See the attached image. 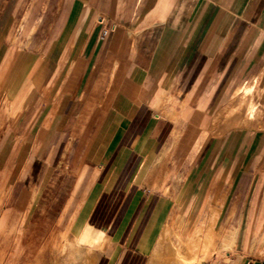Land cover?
<instances>
[{
    "label": "crops",
    "instance_id": "crops-1",
    "mask_svg": "<svg viewBox=\"0 0 264 264\" xmlns=\"http://www.w3.org/2000/svg\"><path fill=\"white\" fill-rule=\"evenodd\" d=\"M245 96L264 114V0H0V244L32 252L87 209L109 256L141 198L134 227L155 238L172 205L156 187L190 213L212 197L240 242L261 236L264 115H223ZM240 242L214 264H264Z\"/></svg>",
    "mask_w": 264,
    "mask_h": 264
},
{
    "label": "bare ground",
    "instance_id": "bare-ground-1",
    "mask_svg": "<svg viewBox=\"0 0 264 264\" xmlns=\"http://www.w3.org/2000/svg\"><path fill=\"white\" fill-rule=\"evenodd\" d=\"M13 40L16 41L15 38H13ZM253 88L252 85L243 89L241 92L245 95L251 92ZM166 95L167 94H165V96ZM159 103L162 105L164 100ZM254 111L255 107H250L248 115L252 116ZM214 130H216L215 123H212L208 130H203L202 136L194 146L188 161H191L195 157L201 149L203 140L208 135L214 134ZM30 151L31 150H29V152ZM152 178L154 180L153 185L157 186L160 180L158 182V177L156 175L152 176ZM180 182L181 181L178 179L176 180V183ZM152 189H161L165 195L171 198L172 205L157 230L154 241L147 254L145 264H209L217 260L227 262L231 255L237 253V245L240 242L238 240L239 226L230 223H228V225L218 224L221 208L210 203L212 197H209L210 199L208 203L206 202L205 208L201 210H191L192 213H190V210L183 208V203L180 201L179 195L175 191L176 188H171V190H169V188L156 187ZM219 204L222 205L221 202H219ZM233 214L234 210H229L227 216L228 221L232 218ZM76 222V218L70 219L67 233L59 235V238L51 242L50 248L53 250L51 254L56 256L54 260L58 262L57 264H97L100 257L103 256L104 253H108L110 242L108 234L109 228L106 226L99 230H95L93 223L87 219L78 224H76ZM20 231L21 228L18 229V237ZM246 240L247 238L244 236L243 240L240 242V246L245 245L246 252H253V250L257 248L264 254V233L261 236L255 237L253 240H249L248 243ZM39 264H41V262Z\"/></svg>",
    "mask_w": 264,
    "mask_h": 264
},
{
    "label": "rangeland",
    "instance_id": "rangeland-1",
    "mask_svg": "<svg viewBox=\"0 0 264 264\" xmlns=\"http://www.w3.org/2000/svg\"><path fill=\"white\" fill-rule=\"evenodd\" d=\"M250 95V94H249ZM258 98L253 97H242L238 102V104L232 109V111L226 113V111L223 113L224 115V121L225 123L231 125L232 122L234 123L235 120H259L263 118V107L258 105L256 107V110L253 112L252 116H249L247 113V110L249 106L256 105L258 102ZM250 103V104H249ZM245 109L246 112L239 111V110ZM217 119V120H216ZM219 118L214 119L215 125L217 124ZM252 124V123H251ZM134 193H130L126 200L129 201V198L132 197ZM142 195V194H141ZM140 193H138L134 201L137 200L138 196H141ZM130 196V197H129ZM143 199H139L138 207L134 209L132 214L130 216L125 217L123 220H120L122 218V215L124 214V209L122 210V215L116 217L115 220H113L112 227L115 228V235L113 239V250L109 256L103 255L98 260L97 264H143L147 254L149 253V249L154 241V238L145 241L142 239L143 234L142 230L144 227V223H140L139 226L135 229L134 224L135 220H137L142 212L140 208L141 201ZM187 210V209H186ZM85 211V212H84ZM132 211V210H131ZM89 213V210L84 209L81 212V217L77 220L76 224L80 223L81 221H84L87 218V215ZM86 215V216H85ZM84 216V217H83ZM44 213L43 210L39 209L37 212V222L44 220ZM118 218V219H117ZM108 222L103 223L99 227H106ZM38 226V236L37 237H43V233L41 232L40 223L37 224ZM60 231H56L53 235L51 234L49 236V239L43 242V244H40L39 241H37L36 244V250L33 248V253L28 252V248H25L24 244H20V242L17 240V235L15 236V240L8 241L4 244H0V264H28V263H37L39 264H57L54 260V257H56L53 253V250L51 247V241L59 238ZM39 240V239H38ZM18 241V242H17ZM18 245V246H17ZM3 254V255H2ZM46 254V255H45ZM255 256H261L264 254H254ZM46 257V259H45ZM43 258V260H42ZM53 258V259H51ZM47 260V261H46ZM220 260H217L219 262ZM216 262V261H215ZM215 262L209 263L214 264Z\"/></svg>",
    "mask_w": 264,
    "mask_h": 264
}]
</instances>
